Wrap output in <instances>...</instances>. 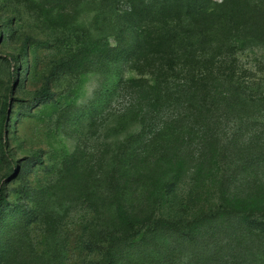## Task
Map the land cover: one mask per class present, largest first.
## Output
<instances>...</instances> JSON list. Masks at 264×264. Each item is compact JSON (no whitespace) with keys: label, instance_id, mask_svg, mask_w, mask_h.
Masks as SVG:
<instances>
[{"label":"rangeland","instance_id":"374dc122","mask_svg":"<svg viewBox=\"0 0 264 264\" xmlns=\"http://www.w3.org/2000/svg\"><path fill=\"white\" fill-rule=\"evenodd\" d=\"M105 3L0 0V264L104 263L96 247L100 230L112 220L103 200L105 182L117 176L119 147L126 146L129 156L139 149L145 160V143L182 111L176 101L155 106L152 93L144 92L136 80L135 33H120L121 45L117 33H103ZM108 3V15L117 21L121 0ZM204 58L185 62L180 77L167 81L170 88L202 86L194 79L200 67H214L221 79L232 78L264 100V41L247 40L225 57ZM215 111L216 132L236 135L237 150L259 135L251 168L230 180L229 193L243 200L250 184L264 187V120ZM251 111L264 117V103ZM188 143L184 150L197 149L196 139ZM237 157L234 151L232 165ZM216 235L173 253L172 245L179 244L167 234V240L155 239L168 241L166 253L147 244L142 252L125 249L119 256L122 264H232L226 234Z\"/></svg>","mask_w":264,"mask_h":264},{"label":"trees","instance_id":"16d2710c","mask_svg":"<svg viewBox=\"0 0 264 264\" xmlns=\"http://www.w3.org/2000/svg\"><path fill=\"white\" fill-rule=\"evenodd\" d=\"M106 1L103 33H117L121 45L120 33L133 30L136 80L144 92L152 93L155 106L176 101L182 111L163 121L145 143L150 152L145 160H140L139 149L129 156L126 146L119 147L117 176L105 182L104 214L112 220L100 230L102 244L96 247L104 262L100 264H122L119 255L125 249L142 252L147 244L174 253L175 248L201 245L221 232L231 245L232 264H239L238 258L264 264V187L250 184L243 200L229 193L235 172L251 168L259 135L253 133L243 150H237V136L217 133L214 115L223 109L261 122L264 117L251 116V110L264 100L243 91L246 85L232 78L221 79L214 67H200L194 79L202 86L170 88L167 82L180 77L185 62L225 57L247 40L263 42L264 0H121L117 21L110 19L111 5ZM192 138L197 149L184 150ZM1 145L4 150L2 141ZM234 151L238 165L231 163ZM3 202L0 194V205ZM167 234L179 245L169 250L168 241L155 240L158 236L165 240Z\"/></svg>","mask_w":264,"mask_h":264}]
</instances>
